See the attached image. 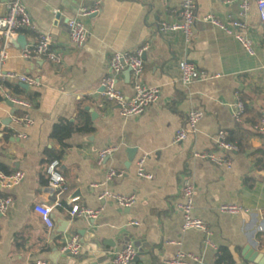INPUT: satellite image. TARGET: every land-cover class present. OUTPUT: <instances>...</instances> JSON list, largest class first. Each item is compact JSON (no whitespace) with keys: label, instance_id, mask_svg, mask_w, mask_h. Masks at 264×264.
<instances>
[{"label":"crops","instance_id":"1","mask_svg":"<svg viewBox=\"0 0 264 264\" xmlns=\"http://www.w3.org/2000/svg\"><path fill=\"white\" fill-rule=\"evenodd\" d=\"M12 1L0 0V15L7 13ZM21 1L34 25L23 32L28 45L49 33L62 60L26 59L23 49L11 44L3 63L4 71L34 76L39 83L25 88L7 81L0 90V168L25 173L19 185L0 187L1 195L13 199L8 212L0 211V264H36L39 259L52 261L51 256L62 264H113V252L128 242L137 249L130 264H171L179 252L200 257L191 264H215L222 247L231 252L235 264H255L244 254L249 245L264 255V131L253 128L254 121L264 117V24L255 2L243 19L245 29H240L253 42L255 54H250L233 33L205 19L211 14L230 24L240 10L235 0H194L190 41L180 30H160L162 22L181 20L183 0ZM94 6L98 11L83 17L88 29L83 47H72L68 19ZM2 46L0 35V50ZM143 46L147 49L141 80L159 87V98L142 114L125 117L118 104L104 99L101 80L114 52ZM185 58L207 78L184 85L180 63ZM133 84V75L123 73L119 85L127 95L133 93ZM6 91L30 106L12 104L5 99ZM237 98L246 105L240 122L232 109ZM193 109L204 112L197 131L175 143L176 131L186 125ZM26 114L30 124L15 121ZM70 123L83 128L74 131L63 147L52 132L56 125ZM239 124L250 131L243 149L219 150L218 132L230 134ZM105 147L114 151L99 164L98 153ZM130 149L135 152L129 163ZM194 151L225 155L229 164L196 159ZM142 157L152 179L137 175ZM55 159L66 180L62 194L47 172ZM109 169L122 175L108 182ZM186 181L195 186L194 214L208 224L209 242L204 232L183 229L179 204ZM104 189L135 195L136 202L121 208L110 198L101 201L98 195ZM74 198L101 208L100 216L72 218ZM223 203H237L243 211L222 213ZM42 204L51 208V225L37 210ZM74 236L82 245L76 256L63 250Z\"/></svg>","mask_w":264,"mask_h":264},{"label":"built area","instance_id":"2","mask_svg":"<svg viewBox=\"0 0 264 264\" xmlns=\"http://www.w3.org/2000/svg\"><path fill=\"white\" fill-rule=\"evenodd\" d=\"M239 3L240 10L238 18L230 24L222 23L219 19L209 14L205 19L211 21L223 30L233 33L235 37L242 43L244 48L250 53L255 54L253 42L240 29H245L246 24L243 19L248 14L251 2H255L261 22L264 24V0H235ZM98 11V7L85 8L81 11L79 16L70 17L68 19L70 44L74 48H82L87 35L88 29L83 17L94 14ZM55 13L57 10L54 11ZM196 19V5L194 0H183L181 5V20L174 23L162 22L160 30L165 31H182L188 41L191 40L194 32V25ZM34 28L32 17L27 7L21 0H14L8 5V10L5 15H0V35L3 37V46L0 50V90L7 81H17L26 83L29 86L37 85L39 79L19 73L16 71H4L3 63L8 58V49L11 40L18 37L19 34L26 30ZM147 46L140 47L135 51H116L112 54L109 60V72L102 78L101 87L103 88L102 95L104 99L112 101L119 105L120 113L125 116H135L142 114L145 109L156 102L159 98L160 89L157 86L147 85L142 82L141 76L144 70V52ZM22 57L26 59H47L53 63H60L62 57L53 48V38L49 33H41L37 40L22 50ZM130 68L131 75L134 77L133 93L127 95L119 85V79L126 69ZM182 72L181 81L188 86L193 81L200 78H207L203 71H200L197 65L185 58L180 63ZM5 99L15 105L23 107L30 106V103L11 92H5ZM233 115L236 121L242 120L243 114L246 111L245 102L237 98L232 103ZM204 116V112L200 109H193L189 112L187 122L184 127L179 128L174 135V142L179 143L184 141L188 136L194 134L198 129V124ZM15 121L30 124L32 119L29 115L23 117H15ZM257 131H264V117H262L259 124L255 126ZM228 131L222 129L215 137L217 146L222 152H232L238 150L237 144L228 140ZM114 151V147L102 148L98 153V163L102 164L105 158ZM192 156L196 159L211 161L218 165L229 164L228 160L216 152L209 151H194ZM146 158L142 157L137 162V175L141 178L152 179L153 174L148 172L145 167ZM59 160H53L47 172L50 176L52 186L62 194L67 190L66 180L64 176L58 171ZM122 175V172L115 169H109L107 172V181L110 182L114 177ZM25 178V173L22 170H15L7 172L0 168V187L7 189L19 185ZM181 203L179 210L183 216L184 230H200L205 233L207 242H209L210 228L208 224L200 217L194 214V197L196 193L195 186L186 181L181 187ZM110 198L114 200L121 208H129L136 202L135 195H123L115 193L110 189H104L99 193L98 199L105 200ZM77 198L72 199L69 214L72 218H86L97 219L101 214V208H91L79 203H76ZM12 197L10 195L0 194V211L6 213L12 205ZM57 205H61L60 200L57 199ZM42 215L44 221L51 225L50 213L51 208L42 204L37 208ZM222 213L230 215H238L243 211L241 205L237 203H223L219 206ZM132 224L139 225V221H133ZM82 245L77 236L72 237L64 246V251H69L71 255H78L81 251ZM137 255V249L133 243L128 242L122 246L121 249L113 252V264H130ZM201 259L197 255L185 254L179 252L177 256L172 259L171 264H191V261L199 262ZM36 264H62L52 262L46 259H39Z\"/></svg>","mask_w":264,"mask_h":264},{"label":"trees","instance_id":"3","mask_svg":"<svg viewBox=\"0 0 264 264\" xmlns=\"http://www.w3.org/2000/svg\"><path fill=\"white\" fill-rule=\"evenodd\" d=\"M245 116V115H244ZM243 116V118H244ZM262 117L254 121L253 128L255 129V126L260 123ZM243 120V119H242ZM83 127H77L76 125L70 123V124H59L56 125L52 135L57 137L63 144V147L67 146L66 139L69 138V136L74 131H82ZM256 130V129H255ZM257 131V130H256ZM250 131L245 130L242 124H239L234 131H231L228 137V140L234 144H237L240 150L243 149L245 146V139L247 137L246 134H249ZM58 156V153L56 154V157ZM215 264H235L231 252L226 248L222 247L220 248L218 258L216 260Z\"/></svg>","mask_w":264,"mask_h":264},{"label":"water","instance_id":"4","mask_svg":"<svg viewBox=\"0 0 264 264\" xmlns=\"http://www.w3.org/2000/svg\"><path fill=\"white\" fill-rule=\"evenodd\" d=\"M11 43L15 45L16 47H21L22 49H24L28 44V40H27L26 35L24 33H21L18 35L17 38L12 39ZM124 74L127 77H130V74H131L130 68L126 69L124 71ZM20 85L25 88L28 87L26 83H20ZM130 152L131 154L129 156V163L134 158V155H132V153L135 152V149H130ZM66 252L69 253V251H66ZM244 254H245V258L248 259L249 261L254 262L255 264H264V255L256 251L255 249L251 248L249 245L244 248ZM50 258L53 262H57V258L55 256H51Z\"/></svg>","mask_w":264,"mask_h":264}]
</instances>
